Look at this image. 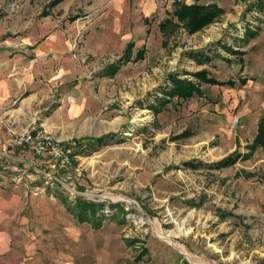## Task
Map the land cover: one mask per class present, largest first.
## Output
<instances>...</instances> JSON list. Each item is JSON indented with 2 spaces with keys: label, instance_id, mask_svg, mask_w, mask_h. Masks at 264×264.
Masks as SVG:
<instances>
[{
  "label": "rangeland",
  "instance_id": "374dc122",
  "mask_svg": "<svg viewBox=\"0 0 264 264\" xmlns=\"http://www.w3.org/2000/svg\"><path fill=\"white\" fill-rule=\"evenodd\" d=\"M53 1L0 0V30L43 29L61 43L41 61L37 98L6 129L36 125L80 148L67 170L42 162L19 181L0 177V264H264V149L249 148L264 115L258 0ZM176 3L223 12L191 33ZM167 19L179 26L162 31ZM247 26L257 34L246 36ZM130 42L132 58L142 48L144 58L103 75ZM202 69L233 84L201 82L193 73ZM173 74L202 93L168 96L157 112ZM236 151L235 164L215 166ZM77 197L105 203L100 227L71 212Z\"/></svg>",
  "mask_w": 264,
  "mask_h": 264
},
{
  "label": "crops",
  "instance_id": "0c3cea01",
  "mask_svg": "<svg viewBox=\"0 0 264 264\" xmlns=\"http://www.w3.org/2000/svg\"><path fill=\"white\" fill-rule=\"evenodd\" d=\"M60 44L57 34L45 33L43 29L25 35L20 31L16 37L9 36L7 30H0V113L5 117V124L0 125V165L9 163L11 167L34 171L43 166L44 161L32 152L10 145L6 125L12 121V115L25 113L26 106L37 98L41 89L39 77L43 73L41 61ZM25 126L26 118L17 128L22 130ZM6 173L0 168V177L13 175L11 171ZM4 236L0 233V248L4 247L1 241Z\"/></svg>",
  "mask_w": 264,
  "mask_h": 264
},
{
  "label": "trees",
  "instance_id": "16d2710c",
  "mask_svg": "<svg viewBox=\"0 0 264 264\" xmlns=\"http://www.w3.org/2000/svg\"><path fill=\"white\" fill-rule=\"evenodd\" d=\"M63 0H54L51 5L58 4ZM177 8L174 10V16L183 23L184 27L188 29L189 32L194 33L202 29L203 27L212 23L215 19H217L223 12V9L216 4L212 5H187L185 3H176ZM258 12L264 14V0H258L253 5ZM169 24H173L175 26H179L178 23L173 22L171 19H167L160 23V29L165 31ZM258 30H253L249 26H247L245 35L246 36H255ZM133 42L128 43L125 53L123 55V59L120 60L119 63H113L109 65L103 75L113 77L120 69L122 63L127 62L131 59L140 60L144 58V48L138 49L135 53V56L132 58L133 53ZM233 51V49H231ZM190 56L195 60H198L200 63H203V60L210 59L207 55H197L190 53ZM193 75L201 82H205L208 84H216V85H226L233 84L232 81H220L212 76H210L209 72L206 69H202L198 72L193 73ZM171 88L168 86L163 89V98L156 97L158 99V103L152 104L151 108L155 111H159L161 105L166 104L167 98L172 96H178L180 98L186 99L192 97L195 94H201L202 90L199 84H196L192 79L181 78L179 74H173L170 77ZM115 133L106 134L100 137H96L91 139L90 143H87L89 146H95L97 144H105L107 140L111 137H114ZM249 148L252 150H256L258 148L264 149V115L259 119L256 135L249 145ZM240 153L238 151L233 152L221 159L215 166L217 168L230 166L236 163V161L240 157ZM105 207V203H98L95 201H88L83 199L82 197H77L74 201L73 207H70L71 212L77 217V219L81 222H91L95 227H100L103 224V219L105 214L103 213ZM110 208H119L123 212L125 209L120 203L109 204ZM147 251V249H144ZM142 257V256H141Z\"/></svg>",
  "mask_w": 264,
  "mask_h": 264
},
{
  "label": "built area",
  "instance_id": "2783aa9c",
  "mask_svg": "<svg viewBox=\"0 0 264 264\" xmlns=\"http://www.w3.org/2000/svg\"><path fill=\"white\" fill-rule=\"evenodd\" d=\"M239 125V119L232 121V127ZM12 143L15 147L32 152L36 157L41 158L45 163L53 165L57 169L67 170L71 167L76 151L80 148L77 140L64 142L55 133L36 125L29 126L26 130L19 132L14 128H8ZM3 172H13L8 174L14 176L18 181L23 175L28 174L25 167H11L9 163L0 165ZM6 173V174H7Z\"/></svg>",
  "mask_w": 264,
  "mask_h": 264
},
{
  "label": "bare ground",
  "instance_id": "6f19581e",
  "mask_svg": "<svg viewBox=\"0 0 264 264\" xmlns=\"http://www.w3.org/2000/svg\"><path fill=\"white\" fill-rule=\"evenodd\" d=\"M158 235L161 237H165L161 231H158Z\"/></svg>",
  "mask_w": 264,
  "mask_h": 264
}]
</instances>
